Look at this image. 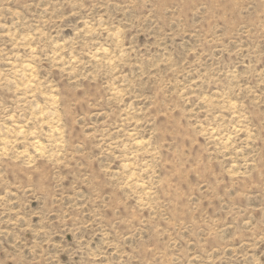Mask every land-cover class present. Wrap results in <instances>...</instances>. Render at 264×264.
<instances>
[{"label":"clouds","instance_id":"clouds-1","mask_svg":"<svg viewBox=\"0 0 264 264\" xmlns=\"http://www.w3.org/2000/svg\"><path fill=\"white\" fill-rule=\"evenodd\" d=\"M0 264H264V0H0Z\"/></svg>","mask_w":264,"mask_h":264}]
</instances>
